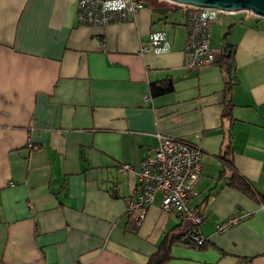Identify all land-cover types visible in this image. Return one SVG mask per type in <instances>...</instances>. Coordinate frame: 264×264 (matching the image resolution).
Segmentation results:
<instances>
[{"label": "crops", "instance_id": "0c3cea01", "mask_svg": "<svg viewBox=\"0 0 264 264\" xmlns=\"http://www.w3.org/2000/svg\"><path fill=\"white\" fill-rule=\"evenodd\" d=\"M78 2L0 0V264H147L167 232L184 229L160 196L140 227L127 212L159 134L203 152L190 205L207 249L175 246L167 264H264V205L220 181L217 159L229 132L238 172L264 197V19L218 23L211 44L222 53L190 71L187 7L146 0L129 22L97 28L78 24ZM155 32L171 51L141 53ZM228 46L233 122L219 65ZM164 80L174 91L151 96ZM240 212L251 217L218 232Z\"/></svg>", "mask_w": 264, "mask_h": 264}, {"label": "built area", "instance_id": "2783aa9c", "mask_svg": "<svg viewBox=\"0 0 264 264\" xmlns=\"http://www.w3.org/2000/svg\"><path fill=\"white\" fill-rule=\"evenodd\" d=\"M145 2L146 0H79L78 24L83 27L106 28L126 23L145 7ZM187 8L184 67L190 71H200L214 65L223 51L211 44L213 28L219 23L221 15L234 13L211 8ZM171 49L166 33L155 32L142 45L141 53L164 54ZM157 137L159 146L155 155L139 165V185L135 199L128 204V215L140 227L150 206L160 196L162 211L177 215L184 222L189 220L192 227L188 232L198 245H202L206 241L200 231L204 216L191 207L190 201L196 195L202 178L203 152L199 147L178 138L162 134ZM122 170L129 172L131 167L124 166ZM250 217L246 212L235 214L218 226V232H225Z\"/></svg>", "mask_w": 264, "mask_h": 264}, {"label": "trees", "instance_id": "16d2710c", "mask_svg": "<svg viewBox=\"0 0 264 264\" xmlns=\"http://www.w3.org/2000/svg\"><path fill=\"white\" fill-rule=\"evenodd\" d=\"M227 49V54L223 55L219 62L225 78V102L223 118L233 122V108L235 107V104L233 102V91L236 85L235 78L233 76V69L236 51L234 46H228ZM173 91L174 84L171 80L160 81L154 83L151 86V96L153 97L167 95L172 93ZM227 133L228 136L225 138L226 140L223 147L221 148V153L217 156V159L221 164L219 180H226L227 185L230 188H234L247 197L254 199L257 203L264 205V197L259 194L253 188L251 183L238 172L234 162L235 152L233 149L232 135L229 132ZM181 140L187 142L183 139ZM184 232L185 230L183 229V225H180L179 227H176L175 229L167 232L163 241L160 243L157 252L150 257L147 264L169 263L172 260V250L175 246L178 245L197 248L200 251H205L207 249V241H205L202 245H198V243L193 240L189 232H187V235L185 236L183 235Z\"/></svg>", "mask_w": 264, "mask_h": 264}, {"label": "water", "instance_id": "95a60500", "mask_svg": "<svg viewBox=\"0 0 264 264\" xmlns=\"http://www.w3.org/2000/svg\"><path fill=\"white\" fill-rule=\"evenodd\" d=\"M172 4L186 7L211 8L227 13L246 12L255 17L264 19V0H165ZM228 49L224 48V52ZM192 224L189 220L184 222L185 232L191 229Z\"/></svg>", "mask_w": 264, "mask_h": 264}, {"label": "rangeland", "instance_id": "374dc122", "mask_svg": "<svg viewBox=\"0 0 264 264\" xmlns=\"http://www.w3.org/2000/svg\"><path fill=\"white\" fill-rule=\"evenodd\" d=\"M242 14H245V12L232 14V15H234L233 17H230V15L223 14V15H221L220 22L217 26H225V21H226V24H229L231 22V20H235V19L238 20L242 16ZM252 18H253V15H252ZM254 18H255V16H254ZM215 44H217V42H215ZM216 47H218V49H219V47L222 48L221 43L217 44Z\"/></svg>", "mask_w": 264, "mask_h": 264}]
</instances>
